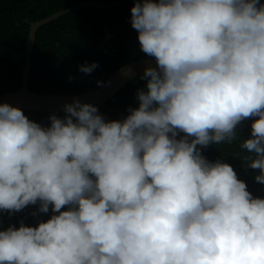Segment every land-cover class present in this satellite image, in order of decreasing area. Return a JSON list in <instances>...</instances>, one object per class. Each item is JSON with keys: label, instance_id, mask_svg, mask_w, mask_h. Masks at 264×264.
<instances>
[{"label": "clouds", "instance_id": "clouds-1", "mask_svg": "<svg viewBox=\"0 0 264 264\" xmlns=\"http://www.w3.org/2000/svg\"><path fill=\"white\" fill-rule=\"evenodd\" d=\"M130 11L157 67L126 119L74 101L42 127L0 104V210L59 213L0 231V264H264V199L197 148L233 142L258 117L240 147L264 184V4L142 0Z\"/></svg>", "mask_w": 264, "mask_h": 264}, {"label": "trees", "instance_id": "trees-1", "mask_svg": "<svg viewBox=\"0 0 264 264\" xmlns=\"http://www.w3.org/2000/svg\"><path fill=\"white\" fill-rule=\"evenodd\" d=\"M89 1L115 2L118 0H0V95L18 90L22 86L31 22L42 20L64 8ZM142 0H128L116 8L83 7L67 13L40 27L32 52L30 90L41 94H81L92 91L105 82L123 65L150 58L140 49L138 32L131 26V8ZM158 2V0H153ZM264 4V0H260ZM98 65L90 74L80 71L81 66ZM144 75L132 79L122 90L110 98L106 105L97 106L98 114L106 122L123 121L137 109V94L146 90ZM32 122L50 126L52 115L63 118L64 113H43L20 109ZM258 117L242 120L235 128L237 139L231 143L210 144L199 149L210 163H226L246 184L253 198L264 199V184L257 183L258 169L248 166L255 154L241 149L243 141L251 137V125ZM185 133L179 132L176 139ZM193 139L189 137V140ZM91 176V174H90ZM95 179V177H91ZM40 203L28 205L19 212L0 210V231L21 224L37 227L52 215L39 212ZM69 210L65 206L61 211Z\"/></svg>", "mask_w": 264, "mask_h": 264}, {"label": "water", "instance_id": "water-1", "mask_svg": "<svg viewBox=\"0 0 264 264\" xmlns=\"http://www.w3.org/2000/svg\"><path fill=\"white\" fill-rule=\"evenodd\" d=\"M128 0H118L105 3L89 1L64 8L42 20L31 22L28 47L26 51L25 69L22 77V86L13 92L0 95V104H8L18 109L39 111L43 113H64V106L78 101L81 104H90L94 107L106 105L107 101L122 90L132 79L144 75L146 68H156L153 57L139 59L123 65L114 72L105 82L96 89L81 94H41L30 90L29 78L32 69V52L34 50L38 29L45 24L83 7L116 8Z\"/></svg>", "mask_w": 264, "mask_h": 264}]
</instances>
